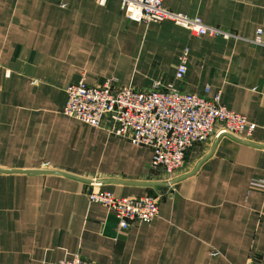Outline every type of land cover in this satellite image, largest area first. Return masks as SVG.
I'll return each instance as SVG.
<instances>
[{
  "label": "crops",
  "instance_id": "crops-1",
  "mask_svg": "<svg viewBox=\"0 0 264 264\" xmlns=\"http://www.w3.org/2000/svg\"><path fill=\"white\" fill-rule=\"evenodd\" d=\"M162 5L237 37L133 21L120 0H0V168L14 170L0 172V264H48L74 253L97 264H264L262 192L251 186L264 175V0ZM108 78L139 90L158 82L219 92L255 128L247 138L194 144L169 179L151 166L149 147L62 112L69 84ZM91 187L157 196L158 215L120 228L112 210L88 200Z\"/></svg>",
  "mask_w": 264,
  "mask_h": 264
},
{
  "label": "built area",
  "instance_id": "built-area-1",
  "mask_svg": "<svg viewBox=\"0 0 264 264\" xmlns=\"http://www.w3.org/2000/svg\"><path fill=\"white\" fill-rule=\"evenodd\" d=\"M104 5L106 0H97ZM120 9L130 20L142 23L170 20L193 33L224 39L236 38L233 32L221 27L207 26L198 16L166 9L162 0H120ZM259 32L254 39L259 42ZM186 49L178 57L175 77L186 72ZM208 91V88L205 89ZM62 107L65 115L91 126L104 129L111 135L135 145L151 149V166L164 171L172 179L182 171L188 150L221 133L247 138L255 123L242 114L227 108L220 93L212 96L181 92L172 86L160 87L153 82L147 90L120 85L113 78L93 85L82 81L69 84ZM262 192L264 210V175L251 182ZM90 202L112 210L120 228L132 222L148 223L158 215V197L152 195L119 197L107 190L91 187ZM48 264H97L77 253L50 261Z\"/></svg>",
  "mask_w": 264,
  "mask_h": 264
},
{
  "label": "water",
  "instance_id": "water-1",
  "mask_svg": "<svg viewBox=\"0 0 264 264\" xmlns=\"http://www.w3.org/2000/svg\"><path fill=\"white\" fill-rule=\"evenodd\" d=\"M222 135H228V136L234 137L233 135H231V134H229V133H221V134H219V135L217 136V139H218L220 136H222ZM217 139L215 140L213 146L215 145ZM209 154H210V153H209ZM209 154H208V155H209ZM208 155L204 156V157L199 161L198 165H199L203 160H205V159L208 157ZM196 167H197V166H196ZM196 167H195L191 172H189V173H187V174H184V175H181V176H179V177L173 179V180L171 181V183H173V182H175V181H177V180H180V179H182V178H184V177H187V176L193 174V173L195 172V170L197 169ZM9 171H14V170H9V169H2V168H0V172H9ZM25 171H28V172H34V173H53V174H62V175H65V176H69V177H73V178H76V179H80V180H82V181L100 183V181H94V180H91V179H88V178H85V177H81V176H78V175H74V174H71V173H66V172H63V171L53 170V169H29V170H25ZM161 184H167V183H161ZM168 184H169V183H168Z\"/></svg>",
  "mask_w": 264,
  "mask_h": 264
}]
</instances>
